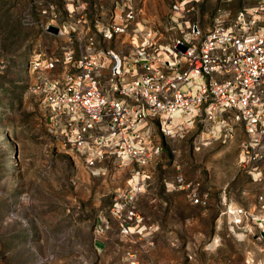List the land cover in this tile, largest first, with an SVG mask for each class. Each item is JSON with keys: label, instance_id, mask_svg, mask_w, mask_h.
Segmentation results:
<instances>
[{"label": "rangeland", "instance_id": "rangeland-1", "mask_svg": "<svg viewBox=\"0 0 264 264\" xmlns=\"http://www.w3.org/2000/svg\"><path fill=\"white\" fill-rule=\"evenodd\" d=\"M176 1L0 0V264H156L154 258L169 251L164 239H152V202L191 203L183 191L164 194L163 178H174L176 167L164 165L154 181L152 162L145 167L149 179L137 174L135 163L115 156L89 166L64 144L33 87L45 76L75 72L92 39L98 50L129 54V34L104 36L115 14L128 6L167 43L175 34L170 15ZM246 4L201 0L192 18L207 29L219 11L233 15ZM38 59L56 63L44 71L34 68ZM153 129L175 157L157 123ZM204 132L203 125L190 126L184 137L195 141ZM132 207L142 220L126 233L124 219ZM238 230L257 234L259 228ZM242 242L251 264H264V244Z\"/></svg>", "mask_w": 264, "mask_h": 264}, {"label": "built area", "instance_id": "built-area-1", "mask_svg": "<svg viewBox=\"0 0 264 264\" xmlns=\"http://www.w3.org/2000/svg\"><path fill=\"white\" fill-rule=\"evenodd\" d=\"M201 0H178L170 20L175 34L162 43V34L145 28L137 11L128 6L115 14L105 38L127 33L133 50L119 54L97 49L77 63L75 72L61 77L45 76L33 87L50 111V121L64 144L83 155L89 166L107 155L135 163L137 174L150 178L145 167L162 153L163 143L153 126L166 138L184 137L190 126H207L214 136L227 128L232 115L243 124L239 163L261 181L264 162V0L247 1L235 14L216 13L205 29L192 15ZM72 55L69 56V60ZM56 61L35 60L34 68L52 70ZM174 187L203 208L210 194L198 182L178 174ZM225 213L240 229L259 228L264 239V196L253 209L228 205ZM142 220L132 207L124 219V232ZM133 258V256H131ZM132 264H139L133 259Z\"/></svg>", "mask_w": 264, "mask_h": 264}, {"label": "crops", "instance_id": "crops-1", "mask_svg": "<svg viewBox=\"0 0 264 264\" xmlns=\"http://www.w3.org/2000/svg\"><path fill=\"white\" fill-rule=\"evenodd\" d=\"M224 118L225 123L234 127L230 138L224 139L226 127L218 128L214 136L204 132L207 136L195 141L187 137L169 138L172 151L178 152L177 155L170 157L165 147L152 161L154 181L158 180L160 170L171 164L177 169L176 175L200 183L202 191L210 193L207 208L166 200L152 202V239H164L169 250L154 258L156 264H236L239 258L240 264L246 261L251 264L252 260L246 258L249 251L242 241L248 239L264 244V239H258L254 231H239L231 222V216L225 213L228 205L252 210L259 203V196H264V162L262 180L254 181L239 163L240 144L246 136L244 126L235 122L231 114ZM112 158L113 155H107L99 162ZM176 175L174 178L164 176V194L177 190L174 187Z\"/></svg>", "mask_w": 264, "mask_h": 264}, {"label": "bare ground", "instance_id": "bare-ground-1", "mask_svg": "<svg viewBox=\"0 0 264 264\" xmlns=\"http://www.w3.org/2000/svg\"><path fill=\"white\" fill-rule=\"evenodd\" d=\"M3 141H4L3 144H4V143H5V144L8 143V141H6V140H3ZM131 229H132V227H131ZM131 229H130V230H131Z\"/></svg>", "mask_w": 264, "mask_h": 264}, {"label": "water", "instance_id": "water-1", "mask_svg": "<svg viewBox=\"0 0 264 264\" xmlns=\"http://www.w3.org/2000/svg\"><path fill=\"white\" fill-rule=\"evenodd\" d=\"M262 235L264 236V232H262Z\"/></svg>", "mask_w": 264, "mask_h": 264}]
</instances>
